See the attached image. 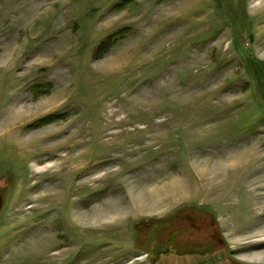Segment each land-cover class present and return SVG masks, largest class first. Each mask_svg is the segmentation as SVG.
<instances>
[{
  "label": "rangeland",
  "instance_id": "374dc122",
  "mask_svg": "<svg viewBox=\"0 0 264 264\" xmlns=\"http://www.w3.org/2000/svg\"><path fill=\"white\" fill-rule=\"evenodd\" d=\"M212 222L264 225V0H0V264H196Z\"/></svg>",
  "mask_w": 264,
  "mask_h": 264
},
{
  "label": "crops",
  "instance_id": "0c3cea01",
  "mask_svg": "<svg viewBox=\"0 0 264 264\" xmlns=\"http://www.w3.org/2000/svg\"><path fill=\"white\" fill-rule=\"evenodd\" d=\"M213 216V215H212ZM212 225L215 227V233H216V239L212 242V253L208 255L200 254L198 251L200 249H197V253L195 254H190L188 255L190 258L194 257L196 261V264H264V247L263 248H257V249H252L248 245L247 242H242V243H233L232 239L236 238H244L248 237L253 230L259 229V228H264L263 226H257L254 227L251 230H247L246 232H237L234 228H232V225H222L221 227L219 226L218 223L212 222ZM260 232L264 231L259 230ZM228 234L227 236L225 233ZM259 233V232H258ZM221 236L223 238L227 237L228 239V249H225L224 251H221L220 247H218V251L216 250V246H220L223 244V241L221 239ZM264 234H262L259 239L260 242L259 244H264ZM243 246V247H242ZM249 247V248H248ZM260 255L261 258H255V256ZM191 262V261H190ZM189 262V263H190Z\"/></svg>",
  "mask_w": 264,
  "mask_h": 264
},
{
  "label": "bare ground",
  "instance_id": "6f19581e",
  "mask_svg": "<svg viewBox=\"0 0 264 264\" xmlns=\"http://www.w3.org/2000/svg\"><path fill=\"white\" fill-rule=\"evenodd\" d=\"M67 144L69 145L70 144V142H67ZM66 144V145H67ZM77 144V143H76ZM76 144H73L71 147L69 146L68 147V145L66 146V147H59V150H61V149H65V150H68V149H70L69 150V154L68 155H66V156H63V160H62V162L58 165L57 164V166L56 167H60V168H63V169H70L71 168V166L74 168V164H75V160L73 159V157L71 156V154L73 153V151H75V149L76 148H78L80 145H78L77 144V146H76ZM256 156H258V155H256ZM255 156V157H256ZM239 161H242V160H239ZM245 161V160H244ZM246 161H248L247 159H246ZM72 163H74V164H72ZM81 163V162H80ZM55 166V165H54ZM232 166L233 165H230V167L231 168H229L230 170L232 169ZM236 166V165H235ZM216 173L214 174V177H215V175H217L218 176V172H219V167H216ZM202 175H204V174H202ZM201 176V175H200ZM204 176H206V175H204ZM205 177H203V179H204ZM211 181V180H210ZM172 185V184H171ZM170 185V186H171ZM170 186L168 187V188H170ZM173 186L175 187V188H178V189H182L181 187V184L180 185H174L173 184ZM166 187V186H165ZM165 187H164V189H165ZM173 187V188H174ZM167 188V189H168ZM174 188V189H175ZM176 190V189H175ZM169 191H170V189H169ZM167 192L166 190H165V192H167V193H169L170 194V192ZM163 192V191H162ZM156 194V193H155ZM161 195V194H160ZM164 195H166V194H164ZM172 195V194H171ZM151 196V198H149L148 200L150 201V203H149V205H148V208H150V209H152V208H154V207H156V204H155V202L156 201H159L158 200V196L156 195V196H154V195H150ZM162 196V195H161ZM170 196V195H169ZM141 197H143V196H141ZM144 198V197H143ZM160 198V197H159ZM141 199L142 198H140V201H141ZM137 201H139V199H137ZM153 201H155V202H153ZM152 202V203H151ZM139 205V204H138ZM116 207L117 206H113V209H112V213H114V215L116 216V212H118V210L116 209ZM137 207V206H136ZM109 210H111V208L109 209ZM153 210V209H152ZM138 211V210H137ZM94 213H95V211H94ZM111 213V214H112ZM88 214H90V213H88ZM91 214H93V213H91ZM106 217H107V214H106ZM108 217H110V216H108ZM85 222H86V224H88L89 226H102L104 223H102L101 222V220H102V218H101V215L99 216H96V217H94V216H92L91 218H89V219H87L86 218V216H83V218H82ZM110 219H114V217H110ZM56 255V254H55ZM54 255V256H55ZM260 259V258H259Z\"/></svg>",
  "mask_w": 264,
  "mask_h": 264
},
{
  "label": "trees",
  "instance_id": "16d2710c",
  "mask_svg": "<svg viewBox=\"0 0 264 264\" xmlns=\"http://www.w3.org/2000/svg\"><path fill=\"white\" fill-rule=\"evenodd\" d=\"M118 38V35H115V36H110L104 43H102L99 47H98V50L97 52H99L101 49H105L107 50V48L109 47V45H111L114 40Z\"/></svg>",
  "mask_w": 264,
  "mask_h": 264
}]
</instances>
